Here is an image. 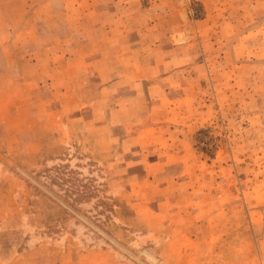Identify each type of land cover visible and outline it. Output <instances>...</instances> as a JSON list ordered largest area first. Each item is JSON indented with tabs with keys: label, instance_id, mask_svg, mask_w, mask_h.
I'll return each instance as SVG.
<instances>
[{
	"label": "rangeland",
	"instance_id": "rangeland-1",
	"mask_svg": "<svg viewBox=\"0 0 264 264\" xmlns=\"http://www.w3.org/2000/svg\"><path fill=\"white\" fill-rule=\"evenodd\" d=\"M72 1L0 0V264H264V0L175 4L194 64L208 16L218 41L214 115L184 171L154 148L171 132L133 77L168 47L144 12L168 3L130 0L115 57Z\"/></svg>",
	"mask_w": 264,
	"mask_h": 264
},
{
	"label": "crops",
	"instance_id": "crops-1",
	"mask_svg": "<svg viewBox=\"0 0 264 264\" xmlns=\"http://www.w3.org/2000/svg\"><path fill=\"white\" fill-rule=\"evenodd\" d=\"M61 1L65 2V0ZM78 1L73 0L72 2L78 3ZM84 1H87L89 5L85 8L79 4L78 9H75L77 15L75 22L82 20L83 23L87 22L85 24L89 23L88 27L109 30V34L107 33L103 39L104 45L111 47L110 52L115 57L117 54L122 56L127 52L124 46L128 44L125 42L129 36L128 24L136 22L135 16L128 13L129 7L133 6L134 3L130 0ZM153 1L156 3L161 0ZM164 1L168 3L167 12L166 10L161 11L158 5L157 7L153 6L148 11H143L147 13L148 17L145 21H151L149 24L154 23L156 27H159V23L168 22L166 25L168 47L161 48L156 55H149L153 58L150 59V66L146 69H137L133 77L151 80L148 92L152 100L153 110L156 107L160 115L164 114L163 119L160 116V124L168 126L169 131L167 133L171 132L163 139L158 140L154 147L160 152L159 156H166L164 163L175 162L183 169L182 171L189 167L199 169L201 160L194 145L195 133L207 124L214 115L213 107L208 103L209 91L207 86L209 85V77L212 78V81L217 78L214 57L218 56L213 55L210 51L211 47L218 44V41L213 42V36L217 30L216 20H212L210 23L208 16L200 24L203 27L201 36L206 53L202 61L194 64V56L188 51L191 45L190 27L185 24L184 17L180 19L179 13L175 10L177 0H162V2ZM221 8L223 6L218 10L222 11ZM161 43L157 39L152 41L150 45L160 48ZM177 52L184 53L176 54ZM186 73L191 84L182 85L178 81ZM203 79H207L205 88L201 85ZM200 81L201 84H199ZM215 90L218 97L223 94V88H220L219 83L215 84ZM138 97L142 99V93ZM221 99L223 100V98ZM160 132H165V129L160 128Z\"/></svg>",
	"mask_w": 264,
	"mask_h": 264
}]
</instances>
